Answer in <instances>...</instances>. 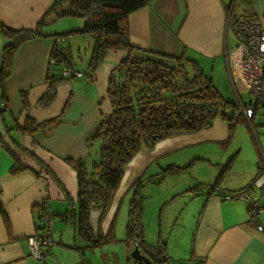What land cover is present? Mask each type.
Segmentation results:
<instances>
[{
	"label": "crops",
	"instance_id": "obj_1",
	"mask_svg": "<svg viewBox=\"0 0 264 264\" xmlns=\"http://www.w3.org/2000/svg\"><path fill=\"white\" fill-rule=\"evenodd\" d=\"M53 1L0 0V23L12 30L33 28ZM236 1L149 0L147 6L129 14L124 39L133 47L168 55H178L185 49L189 56L200 63H215L223 59L231 82L232 78L238 81L233 62L236 38L227 26V20L229 16L233 19L241 15L264 13V0H239L243 7L241 13L234 12ZM82 26L83 22L71 24L66 31ZM229 29L235 38L232 48L228 46ZM50 31L44 29L46 34H54ZM73 40V37L63 38L58 44L64 55L67 51L65 42L68 53L72 55ZM7 43V38L0 32V53ZM52 44L53 38L44 36L19 46L13 55L11 74L4 83L8 111L0 114V135L8 150L0 145V203L7 214L8 224L0 215V264H41L30 254L27 240L42 225L39 217L42 202L48 203L53 215L52 236L56 241L50 249L47 264H92L87 252L113 241L101 244L88 242L69 218L72 207L76 205L77 178L66 159L87 160L91 156L93 145L87 144V138L111 112L106 94L109 73L126 56L127 51L107 50L92 78L84 74L85 68L80 77L57 81L53 100L44 106L38 101L48 87L47 72L58 79L60 74L55 67L65 66H49ZM92 45L93 38L90 53ZM89 57L85 58L86 66ZM69 61L74 68L71 58ZM201 65L203 67L204 64ZM21 91L27 97L25 108L21 102ZM62 110L59 120L32 134H23L15 127L21 126L27 116L36 122H44L58 116ZM227 139V123L216 118L209 127L194 133H177L161 140L151 150L142 149L125 166L121 183L100 222V233L105 235L109 231L124 196L132 190L137 179L145 181L143 176L146 171L160 157L176 149L222 144ZM16 144L29 149L46 163L70 198H66L64 191L31 158L19 152ZM12 154L27 169L10 174L9 169L14 162ZM197 158L206 160L202 156ZM206 161L210 160L207 158ZM257 163L255 160L247 167L236 169L230 165L215 190L203 186L212 184L221 171L214 181V174L211 173L208 180L197 182L196 188L193 187L196 194L189 200L193 204L189 216L194 222L188 248L190 251L188 256H174L175 251L165 246L168 264H264V172L258 174ZM211 164L219 171L222 162ZM228 174L234 176L227 179ZM232 192L247 193L254 201L253 207L261 210L251 215L249 205L242 198H224ZM98 217L99 211L91 209L89 225L92 237L97 235ZM56 221L59 223L55 224ZM121 241L124 243L125 264H130L127 262L129 248L124 238Z\"/></svg>",
	"mask_w": 264,
	"mask_h": 264
},
{
	"label": "trees",
	"instance_id": "obj_2",
	"mask_svg": "<svg viewBox=\"0 0 264 264\" xmlns=\"http://www.w3.org/2000/svg\"><path fill=\"white\" fill-rule=\"evenodd\" d=\"M148 4L149 0H54L33 28L12 30L0 23V32L8 40L1 50L0 59V114L8 111L4 83L12 71L13 55L19 46L29 40L51 36L53 44L49 58L55 59L57 65L65 64L67 67H72L56 39L90 35L93 38V45L84 73L89 78H92L107 50L127 51L126 56L108 76L106 94L111 112L87 138L89 146L99 142L97 153L95 156H89L87 160L66 159L75 170L77 178L76 205L72 207L69 218L86 240L93 244L113 240V225L103 235L99 231L100 222L104 219L121 183L125 166L137 153L144 148L151 150L161 140L177 133H194L209 127L216 118L227 123L228 139L225 142H228L233 134L234 122L238 119L245 120L238 103L223 99L211 78L205 74L201 63L189 56L185 49L178 55H168L133 47L125 41L129 14ZM64 17L82 18L83 26L61 34L49 35L44 32L45 27ZM63 79L67 78L59 75L56 79L47 72L48 87L40 97L39 104L45 106L53 100L55 84ZM20 97L23 107H27L24 91L20 92ZM66 105L67 103L65 107ZM62 114L63 110L58 116L44 122H36L27 116L21 126L15 125V127L23 134H32L53 124ZM0 145L7 148L3 145L1 135ZM15 146L19 152L31 158L41 171L64 191L66 198H70L63 184L46 163L22 145ZM13 161L9 169L10 174H17L27 169V166L15 155ZM229 166L230 164L223 165L219 177L212 184L203 187L215 190ZM257 170L259 175L264 172V166L261 167L259 162ZM143 183L144 180L141 179L133 183L124 241L129 253L134 247H138L141 253L148 256L155 264H166L168 258L165 243L158 240L157 245L149 246L143 240L141 221L143 202L139 196V189ZM233 194L236 192L228 195ZM91 209L99 211L97 235L94 237L91 236L89 225ZM0 215L5 224H8L7 214L1 203ZM127 262L135 264L129 256Z\"/></svg>",
	"mask_w": 264,
	"mask_h": 264
},
{
	"label": "rangeland",
	"instance_id": "obj_3",
	"mask_svg": "<svg viewBox=\"0 0 264 264\" xmlns=\"http://www.w3.org/2000/svg\"><path fill=\"white\" fill-rule=\"evenodd\" d=\"M241 4L239 0L236 1L235 13L243 12ZM79 22H83V19L64 17L44 29L45 31L50 29V32H54V34H61L67 32L66 30L71 24H79ZM69 37L74 39L71 43L72 55L68 53L66 42L65 50L67 51L65 53L69 56L68 59L71 58L75 65L74 68L82 72L86 68L85 58L90 56L92 38L88 34ZM234 43V35L229 29V48H232ZM201 64H204L205 74L211 78L223 99L237 102L239 96L242 101L246 102L248 94L239 92L237 95L223 59L215 63L202 62ZM55 68L60 74L62 67ZM98 148L99 142H94L92 156H95ZM181 149L167 152L165 156L160 157L156 161L157 163H154L146 171L143 176L145 181L139 189V196L143 202L141 221L144 242L149 246H155L158 240H161L165 243L166 248H172L175 251L174 256L179 254L188 256L190 251L188 248L191 244L194 222L189 216L193 205L189 200L196 194L193 187L197 182L208 180L211 173L214 174L212 179L214 181L222 169L221 166L226 164L234 165L233 169L244 168L256 160L261 167L264 166V109H258L250 123L246 119L235 121L233 136L228 142ZM197 156H202L206 160L208 158L210 161L198 159ZM219 161L222 162V165L217 171L218 168H212L211 163ZM233 176L228 174L227 179H231ZM132 194L133 189L124 196L119 204L113 224V241L87 252V257L92 264H125L124 243L121 239L125 238L126 234L128 204ZM57 223L59 222L56 221L55 224ZM167 262L169 263V260Z\"/></svg>",
	"mask_w": 264,
	"mask_h": 264
},
{
	"label": "built area",
	"instance_id": "obj_4",
	"mask_svg": "<svg viewBox=\"0 0 264 264\" xmlns=\"http://www.w3.org/2000/svg\"><path fill=\"white\" fill-rule=\"evenodd\" d=\"M227 26L230 27L236 38V56L233 59L238 81L232 78L237 95L246 92L248 99L242 101L238 96V106L243 117L250 123L258 109H264V13L241 15L228 18ZM63 41L62 37L56 39L57 44ZM49 66L57 65L55 59L49 58ZM82 72L73 67L64 66L60 77H80ZM224 198H242L249 205L250 214L257 210L252 208L254 201L245 192L225 195ZM39 217L42 222L38 231L28 237L27 245L32 257L41 264H47L50 249L55 244L53 240V216L47 202H42L39 207ZM261 229L262 227L259 226Z\"/></svg>",
	"mask_w": 264,
	"mask_h": 264
},
{
	"label": "water",
	"instance_id": "obj_5",
	"mask_svg": "<svg viewBox=\"0 0 264 264\" xmlns=\"http://www.w3.org/2000/svg\"><path fill=\"white\" fill-rule=\"evenodd\" d=\"M129 257L135 261V264H155L148 256L141 253L138 247H134L130 253Z\"/></svg>",
	"mask_w": 264,
	"mask_h": 264
}]
</instances>
